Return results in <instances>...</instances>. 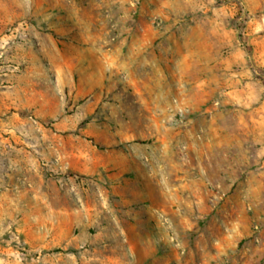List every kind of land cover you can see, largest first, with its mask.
Listing matches in <instances>:
<instances>
[{"label":"rangeland","instance_id":"1","mask_svg":"<svg viewBox=\"0 0 264 264\" xmlns=\"http://www.w3.org/2000/svg\"><path fill=\"white\" fill-rule=\"evenodd\" d=\"M0 264H264V0H0Z\"/></svg>","mask_w":264,"mask_h":264}]
</instances>
